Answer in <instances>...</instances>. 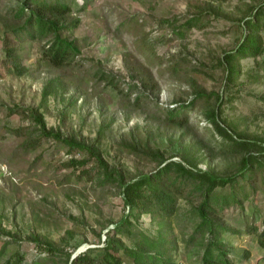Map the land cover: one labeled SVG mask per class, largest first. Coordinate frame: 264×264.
I'll return each instance as SVG.
<instances>
[{
	"label": "rangeland",
	"instance_id": "obj_1",
	"mask_svg": "<svg viewBox=\"0 0 264 264\" xmlns=\"http://www.w3.org/2000/svg\"><path fill=\"white\" fill-rule=\"evenodd\" d=\"M22 1L0 0V264H63L36 242L64 248L60 240L69 231L75 254L100 247L128 212L116 182H98L102 173L91 154H67L62 143L40 136L32 110L43 115L46 128L96 149L125 181L156 172L157 159L144 147L174 161L183 148L199 169L237 173L241 154L224 153L226 143L205 119L211 109L219 108L221 119L245 139L264 140V55L236 61L231 82L222 60L240 43L242 20L264 0H75L67 23L78 24L63 36L76 41L79 54L60 69L42 61L45 41L21 42L6 33L20 24L14 12ZM191 19L195 25L185 26ZM258 32L264 45V27ZM4 38L20 58V75L5 60ZM48 82L55 92L42 100ZM186 104L179 111L187 124L166 121L169 111ZM241 186L239 203L217 217L234 231L223 238L228 258L264 264L258 242L264 168L253 167ZM183 190L170 218L143 214L135 226L149 235L167 227V238L177 244L174 259L199 264L202 248H187L184 241L195 227L192 211L200 199L189 194L192 186Z\"/></svg>",
	"mask_w": 264,
	"mask_h": 264
},
{
	"label": "trees",
	"instance_id": "obj_2",
	"mask_svg": "<svg viewBox=\"0 0 264 264\" xmlns=\"http://www.w3.org/2000/svg\"><path fill=\"white\" fill-rule=\"evenodd\" d=\"M80 2L83 5L82 0ZM72 3L75 4V0H70V2L66 0H23L14 12V18L20 24L17 28L7 30L6 33H9V37L21 42L45 41L41 49L42 61L60 69L79 54L76 41L63 36L65 31L70 32L78 24V21L67 23L68 17L73 13ZM263 8L264 1L254 8L251 15L242 20L246 30L240 43L234 51H229L223 56L228 82H231L237 73L236 61L245 58L256 59L264 55V45L258 32L261 26L264 27ZM194 22L196 21L191 19L185 26L188 27ZM8 40L9 38H4L5 60L12 70L20 75L24 68L19 67L20 58ZM262 70L264 72V60ZM54 92L55 87L52 82H48L43 88L42 100ZM217 101L218 105L222 102L219 95H217ZM188 107L189 105L186 104L179 107L176 112L169 111L166 114V121L184 126L187 124V118L181 119L179 110ZM29 116L38 126L37 131L40 136L62 143L67 147V154H71L74 150L88 151L102 173L100 177H97L98 182L100 181L101 184L116 182L124 207L128 209V212L115 223L113 228L107 230L100 247L88 248L84 252L75 254L76 245L72 247L70 245L74 234L67 231L66 237L60 240L66 248H58L48 242H36L39 248L47 253V256H58L63 264H181L173 257L172 253L177 250V244L174 240L167 238V227L164 230L158 229L154 235H149L136 230L135 223L143 214H149L152 219L156 216L170 218L175 211L177 198L184 197L183 189L190 185L192 190L189 194H198L200 200L192 211L197 221L193 232L184 241L187 248L194 246L202 248L199 264H232L228 258L229 250L226 249L223 238L227 234H234V231H230L229 228L219 223L217 217L221 216L231 204L239 203L237 190H242L241 182L245 179V175L250 173L253 167L264 168L263 139H245L242 134L233 131L230 125L221 119L219 108L211 109L205 114V119L211 124L213 132L226 143L224 153L241 154L240 168L237 173L221 176L209 169H199L195 157L183 148L180 149L181 160L174 161L171 160L173 157H165L159 149L144 147L146 151H143L144 154H150L152 158L157 159L156 172L141 174L137 178L125 181L124 176L117 169L108 167L96 149L77 141L74 137L63 138L59 132L46 128L43 115L36 111L32 110ZM132 148L131 152L136 154L137 149ZM26 149L28 150L29 147ZM70 162L79 165L86 164L85 161L74 159H70ZM220 189L224 192L217 191ZM97 236L101 238L100 234ZM258 242L264 251V230L258 234ZM4 247L5 244L3 250ZM1 254L2 252L0 256Z\"/></svg>",
	"mask_w": 264,
	"mask_h": 264
}]
</instances>
